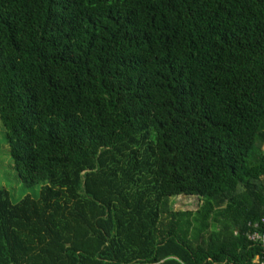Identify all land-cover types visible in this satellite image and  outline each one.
I'll return each instance as SVG.
<instances>
[{"label": "trees", "instance_id": "trees-1", "mask_svg": "<svg viewBox=\"0 0 264 264\" xmlns=\"http://www.w3.org/2000/svg\"><path fill=\"white\" fill-rule=\"evenodd\" d=\"M0 120V264L261 255L264 0H0Z\"/></svg>", "mask_w": 264, "mask_h": 264}, {"label": "rangeland", "instance_id": "rangeland-1", "mask_svg": "<svg viewBox=\"0 0 264 264\" xmlns=\"http://www.w3.org/2000/svg\"><path fill=\"white\" fill-rule=\"evenodd\" d=\"M42 185L29 188L21 182L14 167L7 131L0 120V188L9 191L12 202L18 203L27 196L39 198ZM201 204V201L195 197L179 196L171 199L174 211H198Z\"/></svg>", "mask_w": 264, "mask_h": 264}, {"label": "built area", "instance_id": "built-area-1", "mask_svg": "<svg viewBox=\"0 0 264 264\" xmlns=\"http://www.w3.org/2000/svg\"><path fill=\"white\" fill-rule=\"evenodd\" d=\"M250 231L247 233V240L260 247L261 255L250 264H264V220L262 223H250Z\"/></svg>", "mask_w": 264, "mask_h": 264}]
</instances>
